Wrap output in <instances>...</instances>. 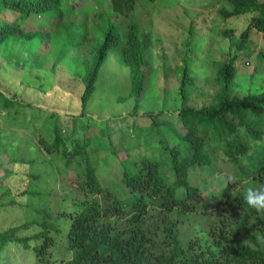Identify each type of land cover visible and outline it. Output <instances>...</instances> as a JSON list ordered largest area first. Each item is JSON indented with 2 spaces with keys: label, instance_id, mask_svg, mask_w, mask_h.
<instances>
[{
  "label": "trees",
  "instance_id": "16d2710c",
  "mask_svg": "<svg viewBox=\"0 0 264 264\" xmlns=\"http://www.w3.org/2000/svg\"><path fill=\"white\" fill-rule=\"evenodd\" d=\"M137 1L111 0L108 12H98L97 16L103 21L96 25L100 29L93 32L87 18L82 22L70 19L76 11L71 0H0V48L22 42L46 43L50 48L60 49L52 69L64 60L71 72L81 79L84 83L81 109L85 111L96 90L101 66L110 50L120 46L121 60L131 73V91L120 101L133 98V110L137 113L150 73L147 43L137 21L119 23L112 16L130 15ZM216 3L225 18L248 12L257 14L239 33L234 28L221 31L229 40L228 56L209 60L215 67V75L209 78L214 86L209 102L204 101L201 106L191 104L192 96L198 95L192 88L197 79L186 69L178 85L182 98L178 112L181 130L174 133L178 143L171 144L159 128L163 112L146 113L152 129L157 131L161 154L138 159H130L128 155L116 169L118 176L111 174L109 180L98 175L99 168L92 153L100 151V143L105 142L106 137L114 149L112 154H117L111 132L100 133L112 119L97 121L87 116L83 124L81 120L85 116H79V126L86 128L85 135L80 137L76 135L79 120L74 122L75 127L69 126L59 113L49 114L42 106L28 113L25 107L31 106L30 102L15 95L9 97L0 90L3 119L0 128L16 131L0 134V170L3 172L0 188L18 175L21 165L39 160L28 159L19 153V148L12 150L5 145H17L20 133L26 131L34 136L33 153H60L66 167L75 166L73 181L87 195L74 200L71 212H61L71 218L66 237L72 256L57 264H264V219L247 206L243 199L245 191L239 189L240 185L244 188L264 185V90L241 95L235 87L237 62L250 41L252 30L264 32V1L216 0ZM27 20L36 22L27 27L24 24ZM10 54L11 51L7 56ZM47 54L50 57V53ZM137 125L136 120L132 127L135 129ZM91 127L95 128V135L91 134ZM47 133L52 140L47 139ZM3 153L9 157L5 163ZM214 158L222 162L218 168L220 175L225 167L229 172L219 176V182L225 184V192L219 195L217 202L206 203L204 189L194 181L191 172L198 168L210 172ZM106 170L109 172L110 167ZM229 175L237 177L235 184L226 183ZM38 178L39 174L30 173L27 182L30 184ZM117 181L120 182L115 183ZM113 185L116 189L111 188ZM28 189L20 191L19 196L28 195ZM196 213L206 215L203 224L200 218L195 221L190 218ZM251 217L256 221L249 224ZM40 226L41 230L30 238L42 242L32 249L39 262H54L50 247L55 236L50 234V223L43 222ZM20 228L23 227H16ZM11 235L10 230L0 234V251L7 246ZM22 237L20 241L28 245L30 238Z\"/></svg>",
  "mask_w": 264,
  "mask_h": 264
},
{
  "label": "rangeland",
  "instance_id": "374dc122",
  "mask_svg": "<svg viewBox=\"0 0 264 264\" xmlns=\"http://www.w3.org/2000/svg\"><path fill=\"white\" fill-rule=\"evenodd\" d=\"M71 1L75 3L76 11L70 19L82 22L87 18L89 29L93 32L99 30L100 26L97 28L96 25L103 19L97 16L98 12H108L111 0ZM218 7L216 0H138L136 9L130 15H112L119 23L132 19L137 21L140 33L147 43L146 59L150 73L146 82L147 89L140 100L137 113L133 110V98L120 101V98L129 95L131 91L130 68L121 60L120 46L110 50L101 66L96 90L85 111L81 109L84 83L71 72L64 60L52 69L57 58L56 52L60 49L50 48V45L44 42L42 45L17 42L15 45L10 43L0 48V90L9 97L15 95L24 102H30L32 105L25 107L26 112L36 111L37 107L42 106L49 114L59 113L69 126L75 127L74 122L80 121L82 116H85L81 120L83 124L87 116H92L97 121L112 119L109 125L104 127L106 129L101 132L97 130L98 133L111 132V140L117 148V154H112L114 149L106 137L105 142L100 143V151L92 153L99 168L98 175L101 174L104 180H109L111 174L113 177L118 176L116 169L120 161L125 160L128 155L130 159H138L145 155L161 154L157 144V131L152 129L150 117L146 113L163 112L159 128L171 144L178 143L174 134L181 130L178 112L182 98L178 85L182 82L181 78L186 69L197 79L192 88L198 95L192 96L191 104L201 106L204 101L209 102L214 92L213 82L209 81V78L215 75V67L210 65L209 60L224 59L228 56L229 40L221 31L234 28L239 33L248 26L252 16L257 14L248 12L225 18L218 11ZM35 22L27 20L24 24L29 26ZM44 23H47L46 20ZM51 49L55 52L51 53ZM9 51L11 54L8 57ZM237 67L235 87L241 95L249 91L264 90V32L252 30L250 41L243 50ZM81 111L85 112V115H82ZM17 119L21 120V117ZM0 120H3L1 116ZM136 120L138 125L134 129L132 124ZM81 121L75 122L76 135L80 137L86 132V128L79 126ZM2 128L0 134L16 133L15 130ZM95 131L94 127L90 128L92 135H95ZM37 132L40 133L39 130ZM45 135L48 136L47 139L52 140L48 133ZM18 138L20 139L17 145L8 143L5 144L6 147L12 150L19 148L20 154L28 156V159L41 158L43 163L37 160L34 164L21 165L18 175L5 181L4 186L0 188V234L6 230L12 233L7 246L0 251V264H57L58 261H67L72 256L66 237L71 218L61 215V212H71L74 209V200L83 199L87 195L73 181L76 176L75 166L66 167L60 153H33L31 142L34 141V136L30 132H21ZM8 158V155L3 153L4 163ZM42 158L46 160L43 161ZM214 160L210 172L203 168L191 172L194 181L204 189L206 203L217 202L219 195L225 192V184L219 182V176H226L229 172L225 167V171L220 175L218 168L222 162L218 158ZM108 167L109 172L106 170ZM30 173L39 174V180H32L29 184L27 180ZM2 174L0 170V175ZM26 187L30 193L19 196V192ZM114 187L111 186L116 189ZM246 188L240 185L239 189L245 191ZM12 201L14 203H11ZM173 216L177 214L173 213ZM190 218L194 221L200 218L203 224L206 215L196 213L190 215ZM31 221H35L34 224L25 227L22 225ZM43 222L50 223V234L55 236V242L50 247L51 253L48 251L52 258H55V263L39 262L32 249L34 245H40L42 240L30 236L41 230L40 225ZM18 226L23 228L16 229ZM22 236L30 238L28 245L20 241Z\"/></svg>",
  "mask_w": 264,
  "mask_h": 264
},
{
  "label": "clouds",
  "instance_id": "9594fccd",
  "mask_svg": "<svg viewBox=\"0 0 264 264\" xmlns=\"http://www.w3.org/2000/svg\"><path fill=\"white\" fill-rule=\"evenodd\" d=\"M237 177L235 175H229L226 178V183L235 184ZM210 197V196H209ZM244 202L247 206L260 214V218L264 219V185L256 187H247L243 193ZM256 219L251 217L249 224L255 223Z\"/></svg>",
  "mask_w": 264,
  "mask_h": 264
}]
</instances>
